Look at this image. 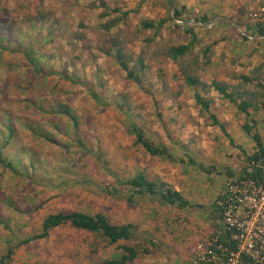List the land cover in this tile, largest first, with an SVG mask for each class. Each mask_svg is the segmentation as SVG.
Listing matches in <instances>:
<instances>
[{"label": "rangeland", "instance_id": "rangeland-1", "mask_svg": "<svg viewBox=\"0 0 264 264\" xmlns=\"http://www.w3.org/2000/svg\"><path fill=\"white\" fill-rule=\"evenodd\" d=\"M220 1L221 6L225 2L229 3V0ZM253 1L248 7L253 6ZM46 2L51 4L53 0ZM55 2L58 15L71 25L68 36L74 40L75 31L85 35L80 42L75 41L86 50L85 57L88 59L78 76L91 84L103 103H97L85 85L71 87L69 91L73 95H66L62 101L68 102L70 109L77 115L79 127L68 121L62 124L63 130H60L54 126L55 122L44 119L43 128L54 142L30 136L28 139H31L29 146L33 148V160L30 154L18 160L13 152L8 155L9 160L15 161L21 174L13 176L0 167V244H5L8 238L2 230L5 223L26 237L29 233L38 232L45 216L62 210L104 212L116 222H133L137 218L134 201L128 198L133 190L124 181L143 171L158 184L163 182L173 189L179 187L190 205L184 208L164 206L156 198L152 200V205H149V201H141V213L143 218H149L150 226H158L160 231L174 230L175 226V231H169L165 238L172 241L177 236V240L171 243L165 240L164 246L154 247L156 250L150 248L148 239L155 238L161 244L162 234L158 236L151 230L147 231L149 225L144 223L145 236L140 240L148 251L137 247V259L128 264H181L190 248L216 229L219 213L215 198L220 187L225 184L227 167L234 164L240 172V168L245 165L246 155L241 150L233 151L234 143L230 141V136L236 138L237 135H245L243 124L247 115L238 113L239 101L234 103L222 94L216 95V106L212 112L225 128L215 125L204 106L198 102L196 90L184 78L177 80L173 77L174 74L180 76L182 66L170 59H156L150 82L155 88L162 86L157 74L162 68V78L168 80L173 90L180 91L178 98L159 94L163 114L161 119L156 113L151 93L129 82L126 73L101 50L107 44L99 30L108 18L117 15L115 9L120 8V13L132 10L129 28L121 24L112 30L122 27L129 30V34H122L121 38L124 40L127 37L126 43L137 53L143 46L146 51L152 52L157 46L164 49L167 46L188 44L197 35L195 48L183 56L181 62H186V65L194 60L222 62L224 79L221 78V81L229 84L228 90L234 94V98L237 92L246 91V98L250 99L251 95L258 102L264 92L257 86L262 79L259 77L264 75V68L258 65L264 62V39L251 38L258 31L250 29L246 22L249 11L242 13L240 19L230 18L232 15L229 12L221 13L229 18L209 16L211 21L206 28L200 27V24L195 26L197 17L207 15L205 8L210 9L218 4L213 0H174L175 5L186 8L184 18L188 20H173L172 9L166 5L168 0ZM105 11L112 15L99 19V15ZM223 11L228 10L223 8ZM142 20H152L156 24L164 21L154 42H146L149 36H153L154 29L138 36ZM81 22L85 27L80 26ZM211 27L216 30L206 32ZM193 29L194 32H190ZM207 46L210 49L206 53ZM63 59L67 61L68 56L63 54L62 59L57 56L51 64L58 70ZM148 84L146 82L145 87ZM117 101L132 106L129 114H125ZM126 108L123 107L124 110ZM259 113L264 114L262 110ZM134 122L144 127L150 138L167 144L173 152V158L152 156L142 144H136L137 137L130 129ZM29 174L32 176L26 178ZM108 184L115 186V190L106 189ZM10 194L13 196V206L7 198ZM188 221L194 228L188 230L186 237L178 238L181 236L178 233L188 228ZM122 251L114 246L106 248L93 239V234L66 225L58 227L47 239L22 245L10 264H104Z\"/></svg>", "mask_w": 264, "mask_h": 264}, {"label": "trees", "instance_id": "trees-1", "mask_svg": "<svg viewBox=\"0 0 264 264\" xmlns=\"http://www.w3.org/2000/svg\"><path fill=\"white\" fill-rule=\"evenodd\" d=\"M166 5L172 9L173 20H188V18H184V14L187 13L185 7H178L174 0H168ZM120 11V8H116L115 13L117 15L108 18L101 25L99 31L106 38L105 44H107L101 50L103 49L104 54L119 65L120 70L126 73V79L129 82H133L151 93L158 116L163 118L159 94L173 95L176 98L180 95L179 90H173L168 80L162 78L160 73L162 68H159V73L155 71L162 81V86L155 88V85L150 82L154 74L153 64L155 60L167 61L170 59L182 66L180 76L174 74L173 77L177 80L180 77L184 78L187 84L196 90L195 96L198 102L204 106L213 123L224 129V124L218 120L214 113L210 112V100L203 98L198 92L200 90L198 87H202L201 62L194 60L187 65L186 62H181V58L195 48L197 35L188 44L167 46L164 49L157 46L152 52L146 51L143 46L137 53L126 43L127 37L124 40L121 38L122 34H129V30L123 27L115 31L112 30L121 24H125L129 28L130 22L128 20L132 10L123 13ZM110 14L107 11L102 12L99 19L108 17ZM209 21H211L209 16L203 14V16L195 19V26L200 24V27L206 28ZM163 23L164 21L156 24L152 20H142L137 34L141 37L146 31L154 29L153 36H149L146 41L154 42ZM80 26L85 27L83 22L80 23ZM70 30L71 25L58 15L55 0L51 4L47 3L46 0H0V167L13 176L20 175L21 172L15 161L8 159L11 152L16 155L17 160L22 159L27 154H30L31 160L34 159V153L31 152L33 148L29 146L31 139L28 137L46 138L54 142V139L48 137V132L43 128L42 121L44 119L55 122L56 125L54 124V126L60 130H63L62 124L68 121H72L76 128L79 127L77 115L70 109L68 102L62 101L66 95H73L69 91L71 87L85 85L95 101L103 103V99L98 96L91 84L84 82L78 76V73L83 71L87 65L88 59L86 60L85 57L86 50L79 47L76 42L84 39L85 35L75 31L73 32L74 40H72L68 36ZM257 31L264 35V29L259 28ZM190 32H194V29ZM101 37L102 35H100ZM209 49L210 46H207L206 53ZM63 54L68 56V60L63 59L64 62H61L60 68L57 70L51 61L57 56L62 59ZM146 82L149 83L147 87H145ZM259 85L264 88V82L259 83ZM216 86L231 102L239 101L238 113L248 116L243 128L248 134H253L257 141L258 150L252 156H247L246 162L258 158L259 153L264 155L263 139L257 132H253L257 123L255 121L252 125L249 119V109H259L256 99L251 95L250 99L246 98V91L237 92V97L234 98V94L228 90V83L217 84ZM260 98L262 101L261 109L264 111V92L261 93ZM116 103L122 107L121 109L125 114H129L132 109V106L127 102L117 101ZM123 107L126 109L124 110ZM24 128L26 129L25 132L23 131ZM130 129L137 137L136 144H142L150 155L173 158V152L170 151L169 146L161 140L150 138L144 127L138 126L134 122ZM29 176L32 175H26V178ZM124 182L133 190L131 196L128 197L130 201H132L135 191L138 190L142 194L149 193L151 196H158L162 204L177 205L184 208L190 203L180 191L163 182L158 184L149 179L143 171ZM105 187L110 190L113 188L111 191L116 188L112 184ZM7 198L13 206V196L10 194ZM217 217L220 218L219 215ZM1 222L2 218H0ZM66 225L93 234V239L102 243L106 248L114 246L123 250L120 255L115 256L114 259L106 260L104 264L132 263L138 257L137 247L138 249L142 248L135 242L137 238L136 228L131 222H116L104 212L62 210L45 216L38 232L29 233L26 237L17 233L15 227L5 223L2 230L4 234L8 235V238L5 244H0V264H10L22 245L47 239L58 227Z\"/></svg>", "mask_w": 264, "mask_h": 264}, {"label": "built area", "instance_id": "built-area-1", "mask_svg": "<svg viewBox=\"0 0 264 264\" xmlns=\"http://www.w3.org/2000/svg\"><path fill=\"white\" fill-rule=\"evenodd\" d=\"M248 24L264 29V0L253 1ZM215 203L222 232L199 240L182 264H264V155L240 168Z\"/></svg>", "mask_w": 264, "mask_h": 264}, {"label": "crops", "instance_id": "crops-1", "mask_svg": "<svg viewBox=\"0 0 264 264\" xmlns=\"http://www.w3.org/2000/svg\"><path fill=\"white\" fill-rule=\"evenodd\" d=\"M207 1H209V0H207ZM213 1H215V3L218 2V4L217 5L216 4L213 5L210 9L205 8V11H206L208 16H212V17H215V18H229L230 16H228V15L227 16H223L221 14V13H228L229 12L232 15L230 18H233V19H237L238 18V19H240V18H242V13H244V12L246 13L247 11H249L250 7H248V6L251 4V2L253 0H229L228 1L229 3L225 2V3L222 4L223 8L228 10L226 12H224L223 8H221L222 6H221V1L220 0H213ZM246 22L248 23L247 20H246ZM215 30L214 29H209V31L206 30V32H213ZM261 36L262 35L259 34V32L251 35V37L254 40L262 39ZM246 39H247V37H246ZM201 63H202L201 64V68H202V74H203L202 79H201L202 87H198L200 89V90H198V92H200V94H201V96L203 98L210 100V103H211L210 112L213 114L214 113V112H212L213 107L216 106V104L214 103V100H215L214 97L216 95H221V94H222V96H224V94L217 88L216 85L217 84H222V83H227V82L221 81L222 80L221 78L224 79V77L222 76V71H223L222 70V62H201ZM247 63H249V62H247ZM258 65H259V67H263L264 68V62H260ZM217 66H218V68H217ZM262 72H263V70H262ZM259 79H261V80H260V82H258L257 86L259 88H261V89H264V88L260 87V85H259V83L264 82V75L259 77ZM261 102L262 101H259V102L257 101L256 102L259 105V109L258 110L257 109L256 110H251V108L249 109V119H250L252 125H254V123L256 121L257 124H256V127L254 129V133L257 132L262 137L263 142H264V114L263 113H259L262 110L261 109ZM244 115H246V114H244ZM247 119H248V116H247L246 120ZM244 132H245V135L244 134H243V136L237 135L236 138H234L233 136H230L228 133H227V135L230 136V141L232 143H234V150L233 151H235L236 149L243 151V154L246 155V159H247V156H252L253 153L258 150V145H257V141L254 138L252 133L248 134L245 130H244ZM242 143H243V145H242ZM246 163L247 162H245V164ZM239 173H240L239 169L237 168L236 165L233 164V166H230V164H229V166L226 169V177L224 178V181H225L224 183H226L228 180H230L232 178H235L237 175H239ZM224 186H225V184L220 187V189L218 190L217 195H219V193L221 192V190L223 189ZM176 190L180 191L182 193V195L185 198H187L185 193L182 192L179 187L176 188ZM133 197H134V199H133ZM155 198L159 199V201H161L158 196H151L149 193L142 194V193H139L138 190H137V192L135 191V195L132 196V200L134 201L133 202L134 209H135L134 213H136V217L137 218H134V220H132L133 222H131V223H133V225L135 226V228H136V230L138 232V234L136 233V236H137L136 242H138L137 245H140L142 248H143V246L141 244L140 238H143L145 236V231H146L145 229L146 228H145V226H143L144 223L145 224L147 223L149 225L148 226L149 228H147V231L151 230V231L155 232V234L158 235V236L160 234H162L161 244H159V242H157V240L155 238L154 239H148L146 237L148 239L147 243H148L150 248L154 249V247L157 246V245L158 246L159 245H163L164 246V244L166 243L165 240L168 243L174 242V239L177 240L176 239L177 236L172 241H171V239H166L165 238L166 234L169 231H172V232L175 231V229H176L175 226L173 227L174 230H172V229H165L164 230L163 229V231H160V227L155 226L154 228H152V226H150L151 222L149 221V218H143L144 215H143V213H141V209L143 207L140 205V202L142 201V203H144L146 201H149V205H152V200H154ZM163 205L164 206H168V205L171 206V204H163ZM189 205H190V203H189ZM147 211H149V210H147ZM176 219L177 218H175L174 220H176ZM211 220H215V218H211ZM218 220L219 221L215 225L216 229L214 230V232H212L211 234L206 235L205 237L213 235V234L218 233L220 231L222 232L221 224H220V218H218ZM173 223H175V221ZM187 224H188L187 225L188 228L187 229H183L182 232H179L178 234L181 235V236L178 237V238L182 239L183 237H186L187 233H188V230H192L194 228V226H193V224L191 222L188 221ZM141 233H144V235H141ZM205 237H203V238H205ZM203 238H201V239H203ZM201 239H199V240H201ZM138 240H140V241H138ZM167 245H169V244H167ZM160 247H162V246H160ZM191 248H190V250H191ZM144 249H145V252L148 251V250L146 251V249H147L146 246L144 247ZM144 249H143V251H144ZM154 250H156V249H154ZM190 250L188 252V255L185 256V258L183 257L181 264L183 263L184 260H186L189 257Z\"/></svg>", "mask_w": 264, "mask_h": 264}]
</instances>
